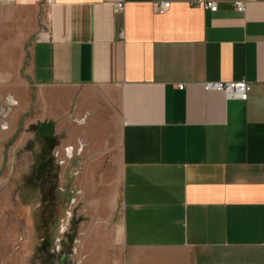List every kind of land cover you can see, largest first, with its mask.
<instances>
[{
  "label": "crops",
  "instance_id": "0c3cea01",
  "mask_svg": "<svg viewBox=\"0 0 264 264\" xmlns=\"http://www.w3.org/2000/svg\"><path fill=\"white\" fill-rule=\"evenodd\" d=\"M113 1L0 0V66L116 167L113 264H264V0Z\"/></svg>",
  "mask_w": 264,
  "mask_h": 264
},
{
  "label": "rangeland",
  "instance_id": "374dc122",
  "mask_svg": "<svg viewBox=\"0 0 264 264\" xmlns=\"http://www.w3.org/2000/svg\"><path fill=\"white\" fill-rule=\"evenodd\" d=\"M10 72L0 66V107L9 108L0 117V166L9 144L0 173V264H113L107 201L118 182L110 155L91 151L79 126L55 130L39 121L28 75L21 82ZM93 154L96 173L81 172Z\"/></svg>",
  "mask_w": 264,
  "mask_h": 264
},
{
  "label": "built area",
  "instance_id": "2783aa9c",
  "mask_svg": "<svg viewBox=\"0 0 264 264\" xmlns=\"http://www.w3.org/2000/svg\"><path fill=\"white\" fill-rule=\"evenodd\" d=\"M193 5H203L205 8L211 9L213 11L218 9L217 0H191ZM237 9L244 11L246 8L245 0H236L235 1ZM126 0H114L113 6L115 11H121L125 8ZM171 6V1L164 0L156 2V9L159 12H164ZM185 82H179L178 85L180 88L185 87ZM203 86L208 90H221L224 91L227 97H236L242 100H246L249 97V92L251 90L252 84L246 78L233 79V80H206L203 81ZM3 109L9 110L7 106H4Z\"/></svg>",
  "mask_w": 264,
  "mask_h": 264
},
{
  "label": "flooded vegetation",
  "instance_id": "af4514ba",
  "mask_svg": "<svg viewBox=\"0 0 264 264\" xmlns=\"http://www.w3.org/2000/svg\"><path fill=\"white\" fill-rule=\"evenodd\" d=\"M9 113V110H4L3 107H0V117H6ZM2 128H7V126L2 125ZM9 144L4 148V152H3V161L2 164L0 166V173H2L5 169L6 166V161H7V148H8Z\"/></svg>",
  "mask_w": 264,
  "mask_h": 264
}]
</instances>
